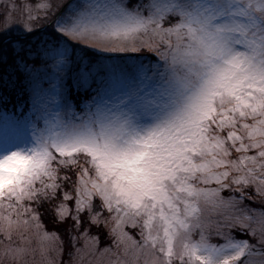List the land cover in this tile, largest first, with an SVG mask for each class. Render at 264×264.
<instances>
[{
    "label": "snow or ice",
    "instance_id": "snow-or-ice-1",
    "mask_svg": "<svg viewBox=\"0 0 264 264\" xmlns=\"http://www.w3.org/2000/svg\"><path fill=\"white\" fill-rule=\"evenodd\" d=\"M0 7V264H264V0Z\"/></svg>",
    "mask_w": 264,
    "mask_h": 264
},
{
    "label": "trees",
    "instance_id": "trees-1",
    "mask_svg": "<svg viewBox=\"0 0 264 264\" xmlns=\"http://www.w3.org/2000/svg\"><path fill=\"white\" fill-rule=\"evenodd\" d=\"M7 2L10 4V3L13 2V0H7ZM15 2L19 3L20 0H15ZM26 2L35 5L38 2V0H26ZM3 12H4V8L3 7H0V13H3ZM22 19H23V17H22L21 12L19 10H16V11L13 12V14H12V21L14 23L19 24V23L22 22ZM255 205L258 206V207L261 206V204L259 202L256 203V204H254V205H252V206L255 207ZM45 223H46V226L48 227L49 230H53V225L51 224V222L49 220H45ZM93 231H96V229H93L92 232ZM135 231L136 230H133V232H135ZM103 238H104V236L101 235V239H103Z\"/></svg>",
    "mask_w": 264,
    "mask_h": 264
},
{
    "label": "rangeland",
    "instance_id": "rangeland-1",
    "mask_svg": "<svg viewBox=\"0 0 264 264\" xmlns=\"http://www.w3.org/2000/svg\"><path fill=\"white\" fill-rule=\"evenodd\" d=\"M24 2H26V0H24ZM260 207L255 205V208H260ZM127 230L129 231L130 234H134L135 233V232H133V229L129 228ZM92 233L96 234V231H93ZM136 238L138 239V237H136ZM107 243H108V241L105 238L101 239V247L105 246ZM60 259L63 260L64 264H69L70 257H69V255L67 253V249L65 250L64 255L62 257H60Z\"/></svg>",
    "mask_w": 264,
    "mask_h": 264
}]
</instances>
